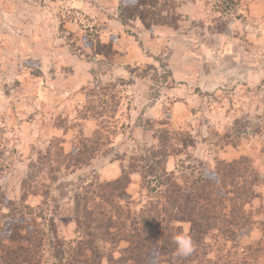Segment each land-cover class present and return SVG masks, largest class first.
<instances>
[{
    "label": "rangeland",
    "instance_id": "374dc122",
    "mask_svg": "<svg viewBox=\"0 0 264 264\" xmlns=\"http://www.w3.org/2000/svg\"><path fill=\"white\" fill-rule=\"evenodd\" d=\"M119 2L0 0V218L15 206L46 234L53 223L75 240V193L161 142L181 188L192 170L248 157L262 176L251 206L264 203V0H180L178 27L151 29L121 25ZM97 40L113 52L95 53ZM84 139L94 157L72 166ZM140 185L132 173L125 197L135 209L159 195Z\"/></svg>",
    "mask_w": 264,
    "mask_h": 264
},
{
    "label": "trees",
    "instance_id": "16d2710c",
    "mask_svg": "<svg viewBox=\"0 0 264 264\" xmlns=\"http://www.w3.org/2000/svg\"><path fill=\"white\" fill-rule=\"evenodd\" d=\"M179 1L120 0L118 20L125 27L138 19L146 29L154 25L177 28ZM95 51L109 56L112 41L97 40ZM128 70L139 77L148 75L147 70ZM85 140L81 149L72 152V166L87 164L94 157L95 149ZM181 143L187 147L193 139L184 137ZM149 153L131 157L116 178L90 182L75 193L78 236L70 242L57 236L53 223L46 234L30 213L9 207L0 218V264H103L104 258L108 264H264V203L251 206L259 196L256 187L262 176L248 157L217 160L210 171L195 174L192 170L181 188L174 173L165 168L170 154L166 145L161 142ZM132 173L140 176L141 188L159 193L138 209L125 197ZM182 224H188L196 245L189 256L176 254L171 240L176 226ZM252 230L260 233L259 239L241 244L240 238ZM120 242L125 245L115 256ZM45 244L50 260L44 258Z\"/></svg>",
    "mask_w": 264,
    "mask_h": 264
},
{
    "label": "clouds",
    "instance_id": "9594fccd",
    "mask_svg": "<svg viewBox=\"0 0 264 264\" xmlns=\"http://www.w3.org/2000/svg\"><path fill=\"white\" fill-rule=\"evenodd\" d=\"M176 229L171 235L176 254L183 256L191 255L195 251L196 245L187 228L177 225Z\"/></svg>",
    "mask_w": 264,
    "mask_h": 264
}]
</instances>
